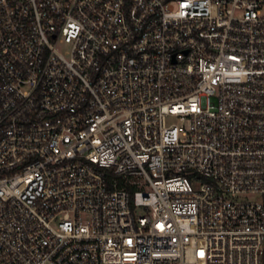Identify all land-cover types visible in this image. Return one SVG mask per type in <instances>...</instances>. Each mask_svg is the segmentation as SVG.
Wrapping results in <instances>:
<instances>
[{
  "label": "built area",
  "instance_id": "built-area-1",
  "mask_svg": "<svg viewBox=\"0 0 264 264\" xmlns=\"http://www.w3.org/2000/svg\"><path fill=\"white\" fill-rule=\"evenodd\" d=\"M263 259L264 0H0V264Z\"/></svg>",
  "mask_w": 264,
  "mask_h": 264
},
{
  "label": "rangeland",
  "instance_id": "rangeland-1",
  "mask_svg": "<svg viewBox=\"0 0 264 264\" xmlns=\"http://www.w3.org/2000/svg\"><path fill=\"white\" fill-rule=\"evenodd\" d=\"M171 123L179 124L180 122H179L178 120H176V119H171ZM136 214H137V215H140L141 213H140V211L138 210V211H136ZM262 264H264V259H263V261H262Z\"/></svg>",
  "mask_w": 264,
  "mask_h": 264
}]
</instances>
